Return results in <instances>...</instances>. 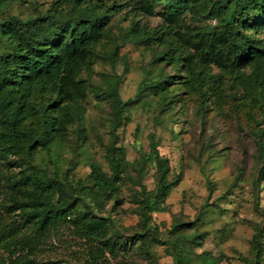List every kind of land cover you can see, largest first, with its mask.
Segmentation results:
<instances>
[{"label": "rangeland", "instance_id": "374dc122", "mask_svg": "<svg viewBox=\"0 0 264 264\" xmlns=\"http://www.w3.org/2000/svg\"><path fill=\"white\" fill-rule=\"evenodd\" d=\"M60 2L0 0V24L12 18L31 21L40 14L64 20L77 16V7ZM101 2L105 4L101 11L109 9L112 17L105 38L95 48L92 68L79 73L87 90L82 101L84 120L68 127L63 142L53 146L52 156L39 153L35 163L47 176L58 172L62 179L74 183L89 176L92 162L111 173L106 156L114 143L113 111L106 92L113 78L128 104V120L118 131L117 146L124 147L129 166L118 200L103 202L102 213L101 207L95 212L101 216L111 213L113 228L131 239L124 260L179 264L171 255L169 242L200 234L190 251L182 253L188 258L186 264H212L220 258L221 264H248L253 258L252 240L257 230L264 228V73L249 66L231 75L214 65L201 70L197 64L199 76L195 78L184 64L155 60L165 46L155 39L149 44L143 40V32L162 28V4L156 5V15L149 17L136 14V0ZM204 17L195 23L187 15L185 21L192 28L217 25L218 19ZM160 75L169 88L154 95L149 82ZM32 99L39 103V97ZM37 121L31 118L33 126ZM151 135L159 144L160 155L169 161V181H179L160 203V211L151 214L159 241L153 247L155 256L148 258L135 251L132 243L138 240L140 246L139 235L144 232L141 188L153 191L158 184L157 166L147 159ZM9 162L3 166V174L16 180L27 166L16 167L17 157ZM64 237L46 252L47 258L56 264H83L82 249L71 243V237ZM185 247L181 243L179 248Z\"/></svg>", "mask_w": 264, "mask_h": 264}, {"label": "trees", "instance_id": "16d2710c", "mask_svg": "<svg viewBox=\"0 0 264 264\" xmlns=\"http://www.w3.org/2000/svg\"><path fill=\"white\" fill-rule=\"evenodd\" d=\"M59 1L77 7V16L64 20L40 14L31 21L12 18L0 24V264H56L46 252L56 241L63 242L64 235L82 249L83 264H137L124 260L131 239L113 228L111 213L101 216L95 212L101 207L102 213L103 202L118 200L129 166L124 147L117 146L118 131L128 120V104L115 79L111 78L106 92L113 111L114 143L106 156L111 173L92 162L89 176L74 183L62 179L58 172L47 176L35 163L39 153L53 155V146L63 142L70 125L83 122L82 101L87 90L79 73L92 68L95 48L105 38L112 17L109 9L101 11L105 7L101 0ZM158 4L164 6L159 13L162 28L142 34L148 44L155 39L165 46L155 60L184 64L195 78L197 64L201 70L214 65L231 75L249 66L264 73V0H136L133 9L138 15L152 17ZM187 15L195 23L201 17L216 18L218 23L192 28L186 24ZM135 31L139 35L140 30ZM148 87L159 95L169 84L160 75ZM34 96L39 97L38 104ZM34 117L38 120L35 126L31 122ZM149 138L147 159L157 166L158 184L153 191L141 188L144 232L139 235L142 244L138 246L137 240L132 248L153 258L159 238L151 214L160 211V203L179 180L169 181V161L160 155L155 137ZM11 157H17L16 167L27 166L16 180L3 174ZM199 239L201 235L194 234L169 242L177 263L186 264L188 258L182 253L190 251L189 246ZM181 243L186 247L179 248ZM251 246L253 258L248 264H264V228L257 230Z\"/></svg>", "mask_w": 264, "mask_h": 264}]
</instances>
